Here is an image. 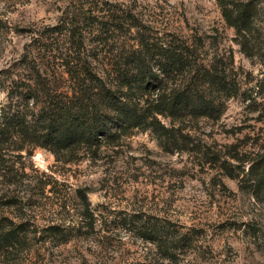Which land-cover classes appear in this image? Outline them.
Here are the masks:
<instances>
[{"label":"rangeland","instance_id":"374dc122","mask_svg":"<svg viewBox=\"0 0 264 264\" xmlns=\"http://www.w3.org/2000/svg\"><path fill=\"white\" fill-rule=\"evenodd\" d=\"M75 1L0 0V111L13 80L36 75L28 62L53 77L54 27ZM111 1L136 4L161 31L197 38L205 60L221 59L247 97H218L214 116L177 117L170 143L134 129L67 162L42 146L5 144L0 202L10 203L0 219L21 242L0 249V264H264V191L250 184L245 161L264 153V110L254 102L264 95V0L248 53L215 0ZM192 80L177 73L170 86ZM147 227L157 239L143 236Z\"/></svg>","mask_w":264,"mask_h":264},{"label":"trees","instance_id":"16d2710c","mask_svg":"<svg viewBox=\"0 0 264 264\" xmlns=\"http://www.w3.org/2000/svg\"><path fill=\"white\" fill-rule=\"evenodd\" d=\"M215 1L248 53L261 15L259 0ZM145 15L136 4L111 0H76L68 7L54 27L58 35L49 50L59 61V76L52 68L49 77L47 66L34 59L25 67L36 75L21 77L20 83L13 80L7 90L0 111V166L6 160L5 144L11 151L42 146L67 162L134 129H151L166 143L178 141L177 117L188 112L214 116L218 97H247L221 59L205 60L197 38L161 31ZM177 73L194 80L183 88L170 86ZM260 99L254 102L264 110V95ZM257 155L245 159L250 163L247 175L250 184L264 191V153ZM82 197L89 213L87 194ZM10 225L0 219V249L21 242L17 227ZM61 228L62 223L50 226L53 238ZM142 233L155 240L159 230L147 227Z\"/></svg>","mask_w":264,"mask_h":264}]
</instances>
